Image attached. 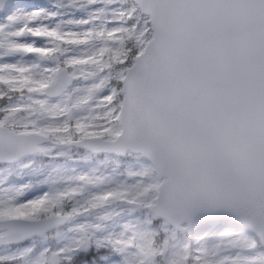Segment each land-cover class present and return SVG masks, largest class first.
Masks as SVG:
<instances>
[{
    "label": "snow or ice",
    "instance_id": "snow-or-ice-1",
    "mask_svg": "<svg viewBox=\"0 0 264 264\" xmlns=\"http://www.w3.org/2000/svg\"><path fill=\"white\" fill-rule=\"evenodd\" d=\"M0 264H264V0H0Z\"/></svg>",
    "mask_w": 264,
    "mask_h": 264
}]
</instances>
